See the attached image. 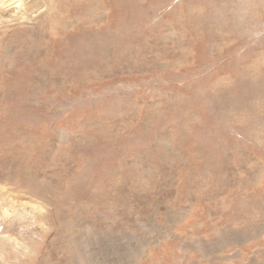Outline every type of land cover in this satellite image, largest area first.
Returning a JSON list of instances; mask_svg holds the SVG:
<instances>
[{
  "label": "rangeland",
  "instance_id": "obj_1",
  "mask_svg": "<svg viewBox=\"0 0 264 264\" xmlns=\"http://www.w3.org/2000/svg\"><path fill=\"white\" fill-rule=\"evenodd\" d=\"M0 264H264V0H0Z\"/></svg>",
  "mask_w": 264,
  "mask_h": 264
},
{
  "label": "bare ground",
  "instance_id": "obj_2",
  "mask_svg": "<svg viewBox=\"0 0 264 264\" xmlns=\"http://www.w3.org/2000/svg\"><path fill=\"white\" fill-rule=\"evenodd\" d=\"M8 1V0H7ZM14 2V0H10V3H13ZM4 4V3H3ZM13 5V4H12ZM11 5V6H12ZM18 6H21V4H17Z\"/></svg>",
  "mask_w": 264,
  "mask_h": 264
}]
</instances>
